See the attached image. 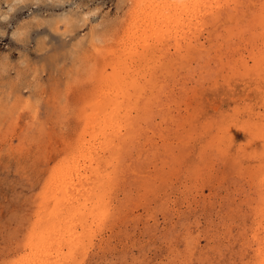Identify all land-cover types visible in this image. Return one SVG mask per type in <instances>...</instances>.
Returning <instances> with one entry per match:
<instances>
[{
  "label": "rangeland",
  "instance_id": "374dc122",
  "mask_svg": "<svg viewBox=\"0 0 264 264\" xmlns=\"http://www.w3.org/2000/svg\"><path fill=\"white\" fill-rule=\"evenodd\" d=\"M143 1L0 0V264L29 252L31 232L44 226L45 190L78 151L100 76L131 65L126 34ZM203 12L190 54L183 38L179 53L174 36L165 41L174 54L154 77L153 106L137 118L140 145L118 155L119 178L108 183L106 213L78 264H264V69L251 71L249 55L261 43L247 30L227 33V8L217 30ZM175 79L184 90H173Z\"/></svg>",
  "mask_w": 264,
  "mask_h": 264
},
{
  "label": "bare ground",
  "instance_id": "6f19581e",
  "mask_svg": "<svg viewBox=\"0 0 264 264\" xmlns=\"http://www.w3.org/2000/svg\"><path fill=\"white\" fill-rule=\"evenodd\" d=\"M248 1H249V3H247ZM140 2H141V0H140ZM146 2L148 3V5L145 4ZM143 4H145L146 6L145 5H144L145 7L140 6L139 7L140 9H138L136 11L137 14L134 13L136 16H134V18H133L134 22L133 23L131 22V25H130V30L131 29H133V30L129 31L130 32L129 34H126L127 39L130 40L129 42H131L130 45L133 46L129 50L130 52L126 51V53L129 52L128 54H129V58L131 60V61H129V63L131 65L129 66L128 63L125 64V66H123V67H119L116 65L115 68H113V70L115 69L113 71V74H110L105 78H101V76H100V78H99L100 84H99V91L98 92L100 93L101 97H100V99H98L95 96L98 100L95 99V101H96L95 107H94L93 111L91 112V114L82 113L83 114L82 116L84 119L83 123L85 122V125L83 126L82 130L80 131V135L78 136L80 138L79 139L77 138V141L74 138V141H76L78 143L77 144L78 145L77 146L78 151L75 152V154L71 155L72 157H69V158L66 157L67 159L65 160V164L63 163L64 166L62 165L61 167H59V168L55 169V171H53L54 174H52V177H51V179L47 185V188L45 190L46 191L45 197L43 194L44 201H43V204L41 207L42 208L41 213L43 215L42 216L40 215L41 217H38L37 224L39 222H41V224L44 226L38 227L36 225L38 228H35L33 230V232H31V234H30V239H29L30 242L28 244L29 245V252L27 251L28 253L27 252L23 253L24 255H22L17 261H15L12 264H78L77 261L82 262V260H84L86 258V256H88L89 251L87 250L88 246H87L86 240L87 239L92 240L91 237L95 234L96 231H98L100 229V225H101L100 224L101 223L100 216H103V213H106V211H104L105 210L104 206H106L104 199H106L108 197V193L110 192V191L108 192V189L110 188V186L108 188V183L109 182H115L113 178L118 173L117 170H120L119 169V165L121 163L120 158H122L120 156H121V154L123 155L124 152L130 151L131 148L134 149L135 147H137L136 144L140 145L139 143L136 142L137 137H135V136H137L136 135L138 132L137 129L139 128V125L141 122V121L140 122L138 121L141 119H137V118L141 114H143L144 112H148L150 106L152 105V98L151 97L156 92V87L158 86L157 85L158 78H154V77H155V75H159L158 72H161L159 69V66L162 65V63H164V61H166V57H168L169 54L171 56L174 53H179L178 51H180V49H184V45H181L182 44L181 38H183L184 42L186 43L185 44L186 49H184V52L187 55L190 54L189 52L191 50L196 49V46H195L196 42H198V40L200 41V38L197 37V35H199V34L201 35V33L197 34L198 33L197 30H198V28L201 27L200 25L203 24V22H201V24H199L197 22L200 20H203V19L197 20V18H198V15H196L197 10L203 9L205 14L211 16L212 21H214L212 30L218 29V26H219L218 24L220 23L218 21H220L219 18L221 16L222 12L224 11V9L227 8V10H230L229 17L228 18L226 17L228 20L227 25L229 27V32L227 31V33H230L231 35H239V34L245 32V30H247V31H249V33L252 34L253 38L258 39L259 43H261V46L258 44L260 46V48H256L253 51L249 50L250 51L249 55H251V58L254 62V65H253V68H251V71H255V70L262 71L264 69L263 68L264 67V0H144ZM180 8H181V10L179 11ZM223 14H225V13L223 12ZM194 20L196 21V23L194 22ZM173 29H175V30H173ZM195 32H197V33L194 34ZM180 34H182V35H180ZM193 34H194V37L191 39ZM202 34H203V32H202ZM171 35L174 36V38H175L176 48L179 47V48H177L176 52L174 51V53H172L170 51L171 48H168V47L164 50L165 41L168 40V36L171 38ZM189 35H190V37H189ZM178 36H181V37L178 38ZM218 36L220 37L221 35H218ZM207 38H208V36H207ZM224 40H225V38H224ZM231 41L233 42L232 39H231ZM256 45H257V43H256ZM126 46L127 45H125V48H127ZM160 48H163V50L165 51V52L163 51L164 55L161 52L162 50H160ZM205 48H207V44H206ZM207 49H209V48H207ZM249 49H250V47H249ZM126 50H128V49H126ZM199 50H201V49H199ZM238 50H239V48H238ZM251 50H252V47H251ZM121 51L124 52L123 49H121ZM229 52H230V50H229ZM239 52H241V50ZM191 54H192V52H191ZM156 56L158 58L157 63L153 62V59L156 58ZM197 56H199V55H197ZM220 56H221V54H220ZM184 57H182V58H184ZM208 57H210V56H208ZM215 57H217V56L215 55ZM240 57H242V56H240ZM229 58H231V57H229ZM199 60H200V58H199ZM211 60H212V58H211ZM222 61H223V59H222ZM180 62H181V60H180ZM188 62H189V60H188ZM122 64L123 63H120V65H122ZM241 64L243 65V63H241ZM173 65H174V63H173ZM232 65L234 66V64H232ZM192 67H191V69H192ZM163 69H165V68H163ZM205 69L206 68H204V70ZM229 69H230V66H229ZM176 70H178V69H176ZM249 70L250 69L247 67V68H245L244 72L249 71ZM187 72H188V70H187ZM201 72L202 71H200V73ZM255 72H258V71H255ZM192 73H194V71ZM209 73H212V72H209ZM167 75H169V74H167ZM181 75H183V74H181ZM259 75H260V73H259ZM201 76H204V75L202 74ZM185 77H183V78H185ZM207 78H209V77H207ZM250 78H251V76H250ZM161 80H163V79H161ZM175 80H176V82L175 81L171 82V83H174L172 85L173 90L178 86H180V88H182L181 90H184L185 86L181 85L183 83L180 84L181 81L179 82V80H178V82H177V79H175ZM192 80H194V79H192ZM213 80H215V79H213ZM253 80H254V78H253ZM164 81H166V80H164ZM218 81L219 80H217V82ZM239 81H240V79H239ZM256 81H257V79H256ZM153 82L155 84H153ZM248 82L246 83V81H245L246 84H248ZM189 83H191V82H189ZM195 83H197V82H195ZM218 84H220V83H218ZM251 84H252V82H251ZM238 85H240V84H238ZM260 85H262V84H260ZM167 86H170L169 82H167ZM242 86H244V85L242 84ZM217 87H219V86H217ZM235 87H237V86H235ZM159 88H161V87H159ZM165 88H166V85H165ZM261 89H262V86H261ZM163 90H164V87H163ZM258 90L260 91V89H258ZM157 92H159V91H157ZM184 93H186V92H184ZM188 95H190V94H188ZM238 95H239V93H238ZM174 96H175V94L172 93L171 97L174 98ZM195 96H196V94H195ZM170 100H171V98H170ZM160 101H162V99ZM155 102H157V101H155ZM163 104H166V103H163ZM262 104L264 105V103H262ZM214 105H216V104H214ZM167 107H165V108H167ZM217 107H218V105H217ZM256 111H258V110H256ZM134 112H136L137 114L134 115ZM170 116H172V115H170ZM145 121H147V119ZM141 125H140V127H141ZM211 128H212V126H211ZM142 129H143V127H142ZM242 136H243V134H242ZM259 138H260V136H259ZM261 138H262V136H261ZM254 139H256V138H254ZM150 140H152V139H150ZM254 141H256V140H254ZM131 151H133V150H131ZM257 151H259V150H257ZM239 152H241V151H239ZM125 154H127V153H125ZM140 154L142 155L143 153L140 151ZM118 155H120V156H118ZM187 156H189V155H187ZM140 158L142 159V157H140ZM125 159H126V156H124L123 161H125ZM135 159L136 158H134V161H135ZM134 161H132V163ZM240 161H242V160H240ZM127 162H129V161L126 160V163ZM123 164H124V162H123ZM128 164H127V167H129ZM138 165H140V163ZM199 165L200 164H198V166ZM138 167H140V166H138ZM116 176H117V178H119L118 175H116ZM260 184H262V183H260ZM262 189H263V187H262ZM110 193H112V192H110ZM259 195H261V194H259ZM110 196H109V198H111ZM260 198L261 197H259V199ZM225 206H226V204H225ZM260 214H261V211H260ZM95 226L98 227L96 230H94Z\"/></svg>",
  "mask_w": 264,
  "mask_h": 264
}]
</instances>
